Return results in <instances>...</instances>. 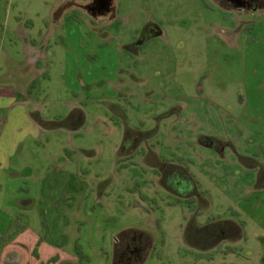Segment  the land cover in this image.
<instances>
[{
	"label": "rangeland",
	"instance_id": "obj_1",
	"mask_svg": "<svg viewBox=\"0 0 264 264\" xmlns=\"http://www.w3.org/2000/svg\"><path fill=\"white\" fill-rule=\"evenodd\" d=\"M216 3L0 0V264H115L129 230L137 264H264V6Z\"/></svg>",
	"mask_w": 264,
	"mask_h": 264
},
{
	"label": "crops",
	"instance_id": "obj_2",
	"mask_svg": "<svg viewBox=\"0 0 264 264\" xmlns=\"http://www.w3.org/2000/svg\"><path fill=\"white\" fill-rule=\"evenodd\" d=\"M18 22H20V21H18ZM21 23V22H20ZM25 25H26V27H24V25L21 23V25L19 26V27H21V28H24L23 30L24 31H27V30H29L30 31V24H29V22H26L25 23ZM30 42H31V44L32 45H34V44H37L38 43V39L37 38H35V37H31V35H30ZM37 58V57H36ZM37 64L39 63V61H37L36 62ZM41 73H42V71H41ZM46 76V75H45ZM48 78V77H47ZM0 88H3L2 90L0 89V95H3V96H9V97H16L17 96V94H15L14 93V91L13 90H5L4 89V86L2 87V86H0ZM21 103V102H20ZM22 104V103H21ZM34 125H36V123H34ZM50 129V128H49ZM62 192V197H64L65 198V196H66V194L63 192V190L61 189V187H59V193H61ZM207 204H209L208 205V207H212V204H213V202H209V203H207ZM52 208V207H51ZM213 218H215L216 219V217H213ZM223 218V217H222ZM217 220V219H216ZM218 220H220V219H218ZM225 220V223H226V225L227 224H233V225H235V226H237L236 224H237V222H234V221H232V219H230V218H225L224 219ZM61 224H64L62 227H60L61 229V232L60 233H62L61 235H65L66 234V221H65V219H61ZM243 227V226H242ZM25 231V228L24 227H22V228H18L17 229V233H19V235L21 234V233H23ZM49 235H50V233H48ZM47 234V235H48ZM246 235V234H245ZM245 235L240 231V233H236L235 235H234V237H233V239H235L236 241H241V240H243V238L245 237ZM48 239V238H47ZM60 239V238H59ZM8 243V242H7ZM42 243V242H41ZM44 244H46V239H45V241L43 242ZM11 244L12 245H9V246H7V247H4V246H2V254L4 255V254H7L8 252H16L17 250L19 251L20 250V253H21V249H23L24 250V247H22L21 245H17V244H14V243H12L11 242ZM23 246H25V244H22ZM57 245V246H56ZM58 243L57 244H54V243H51L50 245H46V246H49L48 248H49V250H56L57 251V248H58V250L60 251L61 249L58 247ZM29 246V249L31 250V245H27V246H25V248H27ZM53 254H55L54 252H53ZM52 254V255H53ZM37 255H39V263L41 264L44 260H45V262H47V260L48 259H43L42 258V256L40 255V253L39 254H37ZM51 255V256H52ZM59 255V254H58ZM65 256H68V257H71L72 258V261L74 262L75 261V256L71 253V252H66L65 254H64ZM59 257V259H60V256H58ZM53 258H55V257H53ZM58 262H52V263H50V264H57Z\"/></svg>",
	"mask_w": 264,
	"mask_h": 264
},
{
	"label": "trees",
	"instance_id": "obj_3",
	"mask_svg": "<svg viewBox=\"0 0 264 264\" xmlns=\"http://www.w3.org/2000/svg\"><path fill=\"white\" fill-rule=\"evenodd\" d=\"M129 136L130 134L127 133L125 143L127 142V137ZM129 231L130 233H128V231H123L124 233L120 235V237H122V240L119 238L117 239L118 243L116 242L115 247V264H131L132 261L135 262L133 264H137V261L141 256L140 251L145 252V249L149 247L148 245L150 244V237H147L142 233L140 234L137 231ZM122 258H125L123 262ZM126 260H129V262Z\"/></svg>",
	"mask_w": 264,
	"mask_h": 264
},
{
	"label": "flooded vegetation",
	"instance_id": "obj_4",
	"mask_svg": "<svg viewBox=\"0 0 264 264\" xmlns=\"http://www.w3.org/2000/svg\"><path fill=\"white\" fill-rule=\"evenodd\" d=\"M215 3L217 2L218 3V6L222 7L223 9H226L227 6H230L232 8L230 9H234V10H238L239 12H243V11H248V10H255L257 5L259 4V6H264V0H213ZM216 3V4H217ZM229 4V5H228ZM226 7V8H225ZM129 134V132H127ZM129 138L133 139V135H130ZM195 181V179H194ZM192 180L187 182V186L185 187L186 190L188 188L189 191H192L194 192L196 190V183ZM190 182H191V185H190ZM189 183V184H188ZM190 185V186H189ZM195 185V187H193ZM191 206H196L194 204H191ZM212 208V207H210ZM207 219L209 220V223L211 222L212 223V220L213 221H219L218 219L219 218H213V217H218V216H213V215H207ZM224 230L220 229L219 232L221 231L220 233V236L222 234L225 235L226 232H229L230 234H233L235 235L237 233V227L233 224H227L225 228H223Z\"/></svg>",
	"mask_w": 264,
	"mask_h": 264
}]
</instances>
